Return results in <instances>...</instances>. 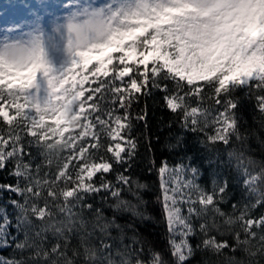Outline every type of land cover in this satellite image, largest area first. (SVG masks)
<instances>
[{
	"label": "snow or ice",
	"instance_id": "6c2138e0",
	"mask_svg": "<svg viewBox=\"0 0 264 264\" xmlns=\"http://www.w3.org/2000/svg\"><path fill=\"white\" fill-rule=\"evenodd\" d=\"M61 7L63 15L45 0L0 5V16L25 13L0 40V172L15 179L0 183L13 210L0 205V248L30 252L0 264H187L197 250L225 256L221 264H264V156L246 155L240 131L245 100L264 124V0H67ZM155 93L184 131L203 136L202 145L226 146L246 198L226 212L227 179H214L209 191L190 160L153 164L163 250L140 239L133 224L126 243L124 227L103 207L149 218L138 210L146 185L130 173L132 121L147 128V111L133 117L132 108ZM233 138L239 150L227 147ZM54 158L55 169L44 171ZM111 228L119 245L91 242ZM49 231L50 248L42 236Z\"/></svg>",
	"mask_w": 264,
	"mask_h": 264
},
{
	"label": "trees",
	"instance_id": "16d2710c",
	"mask_svg": "<svg viewBox=\"0 0 264 264\" xmlns=\"http://www.w3.org/2000/svg\"><path fill=\"white\" fill-rule=\"evenodd\" d=\"M145 108L147 111V128H145L143 121H136L134 118L132 121L133 128L131 135L137 141V148L135 156L130 161V173L135 181L146 185V188L141 191V196L145 203L140 204L138 210L149 218L134 217L130 212L120 211L114 213L106 205L103 206L104 215L109 220L115 217L116 223L124 227L126 243L130 242L128 238L133 235V230L127 228V225L133 224L135 234L140 239L153 245L157 249L163 250L167 243L166 229L164 224L161 223V211L156 200L158 194V177L157 172L153 168V164L159 166L164 161H167L169 165L175 166L181 161L188 164L190 160L193 165L202 169L206 182H208L207 178L211 177V171L214 174L213 178L219 182L223 183L227 179L230 198L227 203L221 205V208L226 212H231V205L234 202L246 198L242 194L241 184L239 183L240 177L235 170V161H229L225 145H202L200 143V140L203 139L202 135L184 131L180 127L176 116L161 107L159 93H155L151 97H141L138 103H134L132 108L133 117L136 112ZM240 117V131L242 135L247 136L243 150L246 152V155L258 160L264 156V145L261 143V141H264V124H262L261 115L252 104L245 100L240 109ZM178 138H181L179 143ZM227 147H236L239 150L241 145L233 138V144ZM209 159L214 161V163H206ZM40 162L41 159L39 158L38 163ZM44 165H46V161L42 164L44 171H53L56 165L55 159L51 166L45 167ZM248 167L251 169L255 165H248ZM14 182L15 179L9 176L6 171L0 172V183ZM261 188H264V184L261 185ZM9 195V193L4 192L2 196L8 200ZM11 195L13 198H18L14 194ZM87 202L98 203V198L97 201L89 199ZM84 218L89 221L88 231H91V221L93 219L91 214L85 211ZM54 219L55 223L56 217ZM217 220H219V217H217ZM220 222L222 223V221ZM109 232V237H101L97 231L91 238V242L99 246L100 239L103 238L109 243L119 245V230L111 228ZM48 236L55 243V238L51 232ZM78 242V236L74 233L71 238V245H77ZM197 243V239L192 238L194 248ZM224 251L230 255L228 249ZM69 254H71L70 249ZM0 255L5 258L15 259H27L29 257V254L25 252L23 254L18 251L13 252L12 248L1 249ZM239 256L240 254L238 253L237 257L239 258ZM225 260V256L217 257L210 253L197 250L187 264H221V261Z\"/></svg>",
	"mask_w": 264,
	"mask_h": 264
},
{
	"label": "rangeland",
	"instance_id": "374dc122",
	"mask_svg": "<svg viewBox=\"0 0 264 264\" xmlns=\"http://www.w3.org/2000/svg\"><path fill=\"white\" fill-rule=\"evenodd\" d=\"M9 2H10V0H0V5H6ZM13 2H15V0H13ZM24 2L33 3L34 0H24ZM45 2L50 5L49 11L54 12L56 15H63L64 14V11H63L61 6L65 3H67V0H45ZM96 2L102 3L103 0H96ZM6 12H7V14L0 16V40H2L5 37V35H8V33L5 32V28H7L13 20H17V21L22 20L24 15H25V13L22 9L6 10ZM54 159H53V161H54ZM38 161H39V157H37V159H36V161H34V163H38ZM172 167H174V166H172ZM201 171H202V169H201ZM202 173H203V171H202ZM213 176H214L213 171H211V177L207 178L208 182H206L204 180L205 176L203 173L201 175V177L199 178L198 183L210 191L212 188V182L214 180ZM2 195H3V193L0 194V205L7 206V204H6L7 200L4 199V196H2ZM40 203L42 204L43 201L41 200ZM7 207H8L9 213L12 214L13 210L11 209V207L10 206H7ZM185 214H186V212H185ZM54 221H55V219L52 218L50 220H46L45 223H46V225L51 226L52 224H54ZM34 223L36 225L35 230L40 231L41 223L39 221H34ZM48 235H50V231L47 233H42V236L45 237V241H44L45 246L50 248L51 244L54 242L51 239V237H49ZM19 238L22 239L23 235L21 234V236ZM1 249H4V248H0V250ZM25 253L30 255L29 251H25ZM0 257H2V256L0 255Z\"/></svg>",
	"mask_w": 264,
	"mask_h": 264
}]
</instances>
